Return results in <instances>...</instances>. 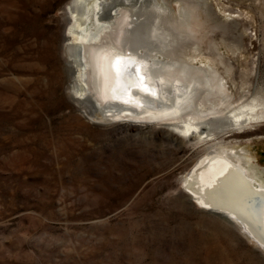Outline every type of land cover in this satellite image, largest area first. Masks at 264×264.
I'll return each mask as SVG.
<instances>
[{
	"label": "rangeland",
	"instance_id": "1",
	"mask_svg": "<svg viewBox=\"0 0 264 264\" xmlns=\"http://www.w3.org/2000/svg\"><path fill=\"white\" fill-rule=\"evenodd\" d=\"M72 1L0 0V264H264L183 188L209 145L163 122L99 119L78 99ZM157 3L139 13L143 31L156 19L169 34L151 58L211 67L236 101L264 102V0ZM216 142L245 151L264 181V121Z\"/></svg>",
	"mask_w": 264,
	"mask_h": 264
},
{
	"label": "bare ground",
	"instance_id": "2",
	"mask_svg": "<svg viewBox=\"0 0 264 264\" xmlns=\"http://www.w3.org/2000/svg\"><path fill=\"white\" fill-rule=\"evenodd\" d=\"M145 6L161 10L157 0H73L68 4L72 24L66 36L76 51V76L82 87L78 99L91 101L99 119L135 125L163 122L181 138L209 145L183 179L186 194L264 251L261 174L248 162L245 151L224 149L216 142L264 121V102L246 93L236 101L227 82L211 67L199 69L180 59L151 58L154 42L167 48L169 34L156 19L145 31L138 26ZM125 11L132 15L125 17ZM87 75L96 102L85 88ZM210 251L225 255L217 246Z\"/></svg>",
	"mask_w": 264,
	"mask_h": 264
},
{
	"label": "snow or ice",
	"instance_id": "3",
	"mask_svg": "<svg viewBox=\"0 0 264 264\" xmlns=\"http://www.w3.org/2000/svg\"><path fill=\"white\" fill-rule=\"evenodd\" d=\"M262 247H264V245H261Z\"/></svg>",
	"mask_w": 264,
	"mask_h": 264
}]
</instances>
